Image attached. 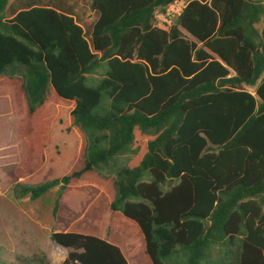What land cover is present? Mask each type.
Here are the masks:
<instances>
[{"label": "trees", "instance_id": "trees-1", "mask_svg": "<svg viewBox=\"0 0 264 264\" xmlns=\"http://www.w3.org/2000/svg\"><path fill=\"white\" fill-rule=\"evenodd\" d=\"M17 1L0 0V77L20 80L29 115L51 90L73 102L85 148L79 170L12 196L58 187L54 218L70 181L94 172L152 264H264V0H186L162 27L156 10L174 0H86L88 32L59 3ZM135 130L151 138L130 166ZM50 240L67 251L61 264H128L92 235Z\"/></svg>", "mask_w": 264, "mask_h": 264}, {"label": "rangeland", "instance_id": "rangeland-1", "mask_svg": "<svg viewBox=\"0 0 264 264\" xmlns=\"http://www.w3.org/2000/svg\"><path fill=\"white\" fill-rule=\"evenodd\" d=\"M49 1L59 3L88 32L95 15L86 0H43V3ZM9 2L13 7L21 4L17 0ZM185 3L186 0H179L178 5L168 6L164 13L156 10L157 24L161 27L171 24ZM263 21L264 18L260 25ZM246 89L253 91V87ZM72 109V102L51 92L45 104L29 115L20 80L0 77V258L7 264H16L17 255H43L47 264H61L67 251L50 240V233L57 229H83L88 221L89 202L95 197L98 202L103 200L112 190L110 181L93 179L90 173L72 179L62 196L58 225L52 217L58 187L36 200L12 196L11 188L16 183L36 185L82 167L85 141L73 124ZM134 136L138 154L130 166L140 161L151 138L138 130Z\"/></svg>", "mask_w": 264, "mask_h": 264}, {"label": "crops", "instance_id": "crops-1", "mask_svg": "<svg viewBox=\"0 0 264 264\" xmlns=\"http://www.w3.org/2000/svg\"><path fill=\"white\" fill-rule=\"evenodd\" d=\"M51 92L53 93L52 90ZM86 173L92 174L91 178L93 179L103 180L94 172ZM107 181H110L112 185L111 180ZM114 195L115 192L112 185V190L106 194L103 200L98 202V197H95L89 202L88 207L90 212L88 221L86 220L84 223L83 229H57L55 232H76L84 235H92L117 246L126 258L128 264H152L145 252L143 235L137 224L125 218L121 213L110 210V204L114 199ZM62 196L59 200L56 216L53 218L55 225H58V216L62 211Z\"/></svg>", "mask_w": 264, "mask_h": 264}, {"label": "built area", "instance_id": "built-area-1", "mask_svg": "<svg viewBox=\"0 0 264 264\" xmlns=\"http://www.w3.org/2000/svg\"><path fill=\"white\" fill-rule=\"evenodd\" d=\"M178 4H179V0H174L173 3L169 5V8H172L173 6L178 5ZM183 6L180 8V11L183 8Z\"/></svg>", "mask_w": 264, "mask_h": 264}]
</instances>
